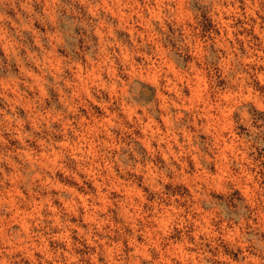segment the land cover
Returning <instances> with one entry per match:
<instances>
[{"label":"rangeland","instance_id":"374dc122","mask_svg":"<svg viewBox=\"0 0 264 264\" xmlns=\"http://www.w3.org/2000/svg\"><path fill=\"white\" fill-rule=\"evenodd\" d=\"M0 264H264V0H0Z\"/></svg>","mask_w":264,"mask_h":264}]
</instances>
